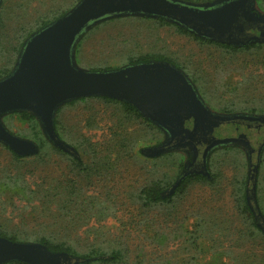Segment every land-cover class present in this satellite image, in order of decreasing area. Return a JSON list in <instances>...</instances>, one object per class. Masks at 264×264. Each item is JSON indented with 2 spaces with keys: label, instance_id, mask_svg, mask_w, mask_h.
I'll return each instance as SVG.
<instances>
[{
  "label": "trees",
  "instance_id": "1",
  "mask_svg": "<svg viewBox=\"0 0 264 264\" xmlns=\"http://www.w3.org/2000/svg\"><path fill=\"white\" fill-rule=\"evenodd\" d=\"M79 1L81 0H73L66 5L58 3L54 6L51 5L46 10H38L31 9L23 2L0 0V79L12 72L28 38L61 18ZM255 2L264 8V0H255ZM129 18H110L84 31L75 47L76 60L85 69L91 71H106L138 63L166 62L183 71L210 110L213 109L212 111L221 114L264 116V96L259 97V101L254 98L242 99L240 97L226 99L224 93L221 92L224 85L222 82H218L219 75L223 72L216 70L210 78L209 74L203 70L205 64L202 60L182 62L166 53L153 51L135 55L119 53L114 56L118 58L119 63L113 66L109 65L112 59L109 60L110 56L107 54L101 53L100 57L102 58L96 61L88 60L82 54L83 42L94 30L112 21H126ZM148 19L150 18H141V20ZM154 21L159 25L174 27L178 33L189 36L202 45L214 46L223 52L220 60L238 53H247L250 56L256 55L261 58V54L264 53L263 41L234 46L197 36L189 29L162 17H156ZM251 76L260 78L261 83H264V74H252ZM251 76L248 78L249 81L253 80ZM79 103L86 104V106L99 104L104 107H112L110 116L114 119L113 124L109 126V138L93 142L90 136L82 132L76 125L65 126L62 129L59 120L60 110L66 105L72 106ZM95 107L97 106H89V116L83 120L84 126L89 130L95 126L96 116L100 112ZM4 119L20 121L23 125L14 130L11 129L10 132L20 138L32 141L36 145L37 151L34 154L22 156L0 142L1 151L4 150L3 152L6 154L4 162H0V205L5 203L4 197H6L8 200L14 199L16 202L23 201L26 206L33 208L35 206L36 215L34 217H36L37 227L28 230L26 223L22 222L25 221L24 219L16 223L22 226L15 225L13 228L5 222H0V237L13 242L40 243L51 252H66L72 256L88 259L81 264H126V254L121 248L110 246L107 240L99 241L96 235L81 238L78 232L84 227H87L85 232H88L91 222L101 221L120 209L114 194L109 190L106 191L107 193L97 194L93 191L92 186L95 182L110 176L111 173H118L117 171L123 167L126 161L134 160L138 156L152 161V166L148 169L150 177L128 193V197L133 203L138 204L143 213L159 206H174L175 199L184 195L194 183L209 186L220 184L221 172L214 169H208L209 176L191 174L176 184L179 176L177 173L175 176H171L168 170L174 160L178 162V170H184L183 162L188 158L184 150H179V152L170 150L154 157L144 155L141 150H133L137 139L148 138L157 130V127L132 104L124 100L102 95L84 96L72 99L57 108L53 123L55 132L65 143L77 151V156L55 146L45 136L38 119L32 112L19 110L7 115ZM135 125L139 127L136 129ZM235 151L241 155L239 150ZM259 160L264 166L263 150H261ZM155 161L160 163L158 172ZM141 167L144 169L148 166L144 164ZM246 183L247 178L245 177H235L231 182L234 206L238 217L236 222H230L228 229L239 231L235 238L238 241L243 240L248 243L258 239L257 243L264 245V228L257 221L248 204L249 195L245 192ZM260 185L261 182L255 179L257 202L260 198ZM196 223L194 232H190L189 236L195 247H197L196 239L205 235L203 233L205 232L204 221ZM138 257L141 258L140 255L135 256L139 260ZM139 261L131 264H145L144 261ZM259 263L264 264V259ZM1 264L28 263L21 260H9Z\"/></svg>",
  "mask_w": 264,
  "mask_h": 264
},
{
  "label": "rangeland",
  "instance_id": "2",
  "mask_svg": "<svg viewBox=\"0 0 264 264\" xmlns=\"http://www.w3.org/2000/svg\"><path fill=\"white\" fill-rule=\"evenodd\" d=\"M10 1L23 2L29 5L31 9L46 10L51 5L54 6L58 3L66 5L73 0ZM236 1L194 2L193 0H177L175 2L186 6V9L193 11L203 20L228 21L229 24L234 26L233 29H236L241 24V21L233 18V7ZM253 8L255 15L264 18L263 7L261 8L260 5L254 2ZM123 17L130 18L126 21L119 20L105 24L87 37L82 45V54L88 60L96 61L102 58L100 54L104 53L110 56L108 57L109 60L112 59L109 65L114 66L119 63L118 58L114 57L116 54L131 53L135 55L149 51L166 53L182 62L202 60L205 64L203 70L209 74L210 78L216 70L223 72L220 73L218 82H222L224 85H222L221 92L224 93L226 99L240 97L242 99L254 98L259 101L258 98L264 96V83H261L260 78L251 76L252 74H264V53L261 54V58L256 55L250 56L247 53H238L220 60L223 52L214 46L202 45L189 36L178 33L172 26L159 25L154 21V17L141 15ZM142 17L150 19L141 20ZM116 18L121 17L112 19ZM256 35L258 34L256 33ZM69 45L74 44L71 41ZM70 46H67V52ZM74 58L76 65L72 62V57H69L70 60L68 59L69 64L74 69L78 71L88 70L76 60L75 48ZM250 76L253 79L252 81L248 79ZM89 106H97L95 108L100 111L96 116L95 126L90 130L84 126L83 121L89 116ZM111 112L112 107H104L99 104L86 106V104L79 103L64 106L60 110L59 120L62 129L65 126L72 127V125H76L82 132L89 135L93 142L101 141L110 137L109 126L113 124L114 119L110 116ZM12 113H7L0 119L9 131L23 125L17 119H4ZM186 124L189 126L188 122ZM153 125L157 127V130L148 138L137 139L133 150L156 147L167 141V132L159 126ZM138 127L137 125L134 126L136 129ZM225 130V128H220L218 131L223 132ZM239 130L248 134L253 146H257L256 136H261L264 139L263 128L257 130L256 128L240 126ZM228 131L230 132V130ZM195 149L192 146H184L165 148L164 150H167L166 152L168 150L177 152L184 150L187 155L189 154V158H193L191 150ZM1 150L0 148V162H4L6 154L3 152L4 150ZM235 150H239L241 155L237 154ZM248 150L249 148L241 142L223 143L213 147L206 158L207 168L221 172L219 185L209 186L194 183L184 195L175 199L174 206H159L148 210L146 213L139 209L136 202H132L131 198L128 197V193L135 190L137 186L150 177L148 169L151 168L152 161L142 156L126 161L123 167L117 171L118 173H111L110 176L102 181L95 182L92 186L93 191L97 194H104L108 190L114 194L120 209L112 216L101 221L91 222L88 228L89 231L85 232L87 227H84L78 231L79 235L81 238L96 235L99 241L107 240L110 246L121 248L126 254V264L135 263L139 260L144 261L145 264H258L264 259V245H259L257 243L258 239L248 243L243 240L238 241L235 238L239 231L228 229L230 222H236L238 217L234 206L235 200L231 182L235 177L247 178L245 192L251 196V181L248 176L250 169L256 163H258L256 179L261 182L260 198L257 202L255 194V200L249 198L248 204L254 209L255 213H260L257 221L264 228V166L261 165L257 154L255 156L254 151L257 153V150H254L251 154ZM213 151L215 152L213 153ZM189 158L184 160L183 168L191 162ZM239 158L241 159L239 160ZM155 162L158 172L160 160ZM144 164L148 167L143 169L141 166H144ZM178 168V162L174 160L168 170L169 174L175 176L177 173V176H179L183 170H178ZM4 199L5 203L0 205V222H5L13 228L18 225L16 223L24 219L25 221L22 222L26 223L28 230L37 227L36 217H34L36 215L35 206L33 208L26 206L23 201L16 202L14 199L8 200L6 197ZM29 211L32 213L29 214ZM197 221H204L205 232L203 233L205 235L203 234L196 239L197 247H195L189 236L190 232H194ZM136 255H140L142 259L139 257V260L136 259Z\"/></svg>",
  "mask_w": 264,
  "mask_h": 264
},
{
  "label": "water",
  "instance_id": "3",
  "mask_svg": "<svg viewBox=\"0 0 264 264\" xmlns=\"http://www.w3.org/2000/svg\"><path fill=\"white\" fill-rule=\"evenodd\" d=\"M175 1H79L61 18L28 38L12 72L0 79V119L7 113L28 110L35 115L45 136L55 146L77 156V151L55 132L53 123L57 108L84 96L102 95L124 100L167 132V141L156 147L142 149L144 155L154 157L171 147H205L201 152L191 150L193 162L185 166L176 184L191 174L209 176L206 158L210 149L217 145L238 141L244 143L251 154L254 150L245 134L236 138H220L214 135V129L226 122L264 123V116L221 114L210 110L183 71L169 63H138L106 71H78L69 64V57L75 64L74 48L84 31L104 20L127 15L162 17L189 29L197 36L234 46L264 41L262 31L258 35L248 32L254 25H264V18L253 12L255 0L236 1L233 18L241 21L236 29L228 21L203 20ZM71 41L74 44L72 46L69 45ZM67 46H70L68 52ZM186 122H191V125L188 126ZM0 142L22 156L37 151L32 141L12 134L1 120ZM262 145L257 150L258 158ZM199 152L201 161L196 168L194 159ZM257 167L258 163L249 171L250 198L254 200ZM251 209L258 219L260 213ZM9 260H21L28 264H81L88 259L66 252H51L40 243L13 242L0 237V264Z\"/></svg>",
  "mask_w": 264,
  "mask_h": 264
},
{
  "label": "flooded vegetation",
  "instance_id": "4",
  "mask_svg": "<svg viewBox=\"0 0 264 264\" xmlns=\"http://www.w3.org/2000/svg\"><path fill=\"white\" fill-rule=\"evenodd\" d=\"M260 31H262L264 34V25H262V24L261 25H254L253 27H251L249 29V32L254 33V34H256V33L259 34ZM263 38H264V35H263ZM246 122H234V123L233 122H226V123H223L214 129V135L216 137H221V138H224V137L236 138L240 134L243 133L246 135V138L249 140V143L252 146V150H258V147L262 143H264V139L261 138V136H256L257 146H253L250 138L248 137V134L246 132L240 131L239 128H240V126H245L247 128H256L257 130H260L261 128L264 129V123L255 124L254 121H246ZM188 123H189V125H191V122H188ZM220 128H225L227 131L225 130L223 132H220V131H218ZM228 130H230V132ZM234 142L236 143L238 141H234ZM204 148L205 147L203 145H200V146H197L195 150H200V152H201V150H204ZM185 150H190V149H185ZM261 150H264V144L262 145ZM200 152L197 154L196 158L194 159V165L196 168L199 166V163L201 161ZM254 152H255V156H256L257 153H256V151H254ZM187 157L189 158V156H187ZM192 159L193 158H189V160L191 162H193ZM248 185H250V184H248ZM248 198H250V196Z\"/></svg>",
  "mask_w": 264,
  "mask_h": 264
}]
</instances>
